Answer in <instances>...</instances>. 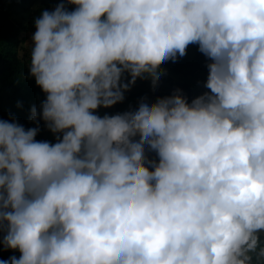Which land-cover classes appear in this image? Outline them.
<instances>
[{
    "label": "clouds",
    "instance_id": "1",
    "mask_svg": "<svg viewBox=\"0 0 264 264\" xmlns=\"http://www.w3.org/2000/svg\"><path fill=\"white\" fill-rule=\"evenodd\" d=\"M34 26L46 98L0 119V264H264V0H62ZM189 45L207 91L96 114Z\"/></svg>",
    "mask_w": 264,
    "mask_h": 264
},
{
    "label": "trees",
    "instance_id": "2",
    "mask_svg": "<svg viewBox=\"0 0 264 264\" xmlns=\"http://www.w3.org/2000/svg\"><path fill=\"white\" fill-rule=\"evenodd\" d=\"M62 0H0V119L15 120L26 129L35 127L30 122V109L36 106L46 97L42 90L35 84L33 78L28 76V62L30 57L31 37L35 31L34 19L39 17L43 10H54ZM68 8V7H67ZM75 6L69 11L74 10ZM164 65L175 74L185 68H200L208 72L207 63L195 57L193 62L187 57L179 58L175 63L169 61ZM144 80L139 82L138 90H131L125 94L122 103L114 105L115 111H119L132 98L143 93ZM182 89L183 94L191 101V89L186 83L170 81V87L163 96L171 95L175 89ZM40 132L36 139L41 141L49 132L44 123L40 121ZM10 255L6 251H0V259L6 260Z\"/></svg>",
    "mask_w": 264,
    "mask_h": 264
},
{
    "label": "rangeland",
    "instance_id": "3",
    "mask_svg": "<svg viewBox=\"0 0 264 264\" xmlns=\"http://www.w3.org/2000/svg\"><path fill=\"white\" fill-rule=\"evenodd\" d=\"M74 5H66V7L68 8H72ZM198 56L199 58H201L202 60L209 62L207 60V58L198 51V46L196 45L195 48L192 45H189V50L187 51V55L185 57L188 58L189 61L193 62L195 57ZM164 70H166V75L162 77L159 86L154 90L152 85H151V81L147 80L145 86L142 88L144 90L143 95L132 98L125 106H123L119 111H115V107H111V108H99L97 110L98 115H100L101 117L104 116L105 114L108 115H114L117 113H122L128 110H135L138 107V104L141 100V98L143 97H147L153 101H155V99L157 97H159L158 95L164 93L166 90L169 89L170 87V81L176 82V83H188L190 85V89H191V97L192 99L195 98L198 95H201L204 91H207V89H205L203 87L204 82L207 79V74L205 71L202 70H194L192 68H187V69H183L182 73L180 72L179 74H175L170 72L169 70H167V68L161 66ZM139 86V79L136 81V84L131 88V90H135L138 89ZM130 90V91H131ZM130 91L126 92L125 94L129 93ZM186 96V94H184ZM163 96V95H162ZM161 96V97H162ZM41 103H39L40 105ZM41 141H48L50 143H55L56 142V138L52 133L49 134H45L44 137L41 139ZM146 155H148V157L150 159H155V153L154 152H149L146 149ZM9 255L13 252L11 250L6 251ZM15 255V254H13ZM20 255V254H19ZM19 255H16L17 257ZM9 258H6V260H8Z\"/></svg>",
    "mask_w": 264,
    "mask_h": 264
}]
</instances>
